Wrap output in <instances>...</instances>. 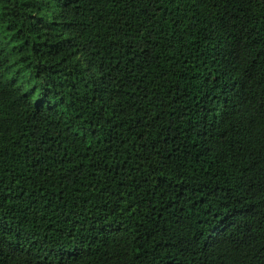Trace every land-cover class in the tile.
<instances>
[{"label": "trees", "instance_id": "trees-1", "mask_svg": "<svg viewBox=\"0 0 264 264\" xmlns=\"http://www.w3.org/2000/svg\"><path fill=\"white\" fill-rule=\"evenodd\" d=\"M0 264H264V0H0Z\"/></svg>", "mask_w": 264, "mask_h": 264}]
</instances>
